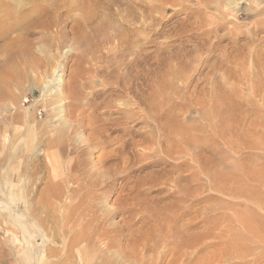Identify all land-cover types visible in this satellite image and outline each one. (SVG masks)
I'll return each instance as SVG.
<instances>
[{
	"label": "rangeland",
	"instance_id": "obj_1",
	"mask_svg": "<svg viewBox=\"0 0 264 264\" xmlns=\"http://www.w3.org/2000/svg\"><path fill=\"white\" fill-rule=\"evenodd\" d=\"M119 1L121 3L118 6H113L111 4H107L108 1L104 0L105 5H111L114 16H105L106 14L104 12L106 11L100 9L98 13H96V20L93 24L95 31L93 30V34L88 33L89 40L87 43H94V34L97 37L99 36L98 39L101 41L105 36L106 26L110 25L113 29L112 25L114 24L115 31H118L115 33L119 35V38H121L122 41H117L116 39L115 41L107 43L104 40L100 43L98 51L94 53V55L107 59L106 51H108V53L119 52L123 49L125 51H122L121 57L123 56L122 54H124L125 58L123 57V59L127 61L130 58V54L128 53L130 50H126L127 47L130 46L132 51L134 49V45L136 46L137 42L142 37L140 36L141 34L138 32V29L140 28L139 24H141L142 21L140 11L144 9L145 21L143 26L145 33L142 34L144 35L142 43L144 45V50L148 53L145 67L150 79L149 87L146 92L147 98L155 102V98H153L154 93L157 94L156 90L161 86V82H153V77L165 80L169 79L172 84L171 88L173 87V91L175 89V93H173V91H167L166 93L168 94L165 95L168 97L167 99L161 96H157L156 98H160L163 102L168 101L170 98V103L172 101H176L178 98V101H176L179 104L177 108L178 111L176 110L178 117L175 119V127L178 131V133L176 131V137L177 139L179 137L177 141L180 143L183 140V144L181 146L185 145L186 147L192 145L193 143L192 146L197 149H191L190 152L201 154L200 156L202 158L204 157V160H207L206 158H208V160L210 159L209 162L208 160L206 162L204 161L205 166L208 163V166L205 167L207 169L203 170L205 174L199 171L200 174L203 173L202 175H199L198 170L192 168V165L188 166L190 165L189 163L193 165H195V163L190 161V157H186L185 155L182 157V160L184 161L181 160V162H183L181 166L182 168L175 172V174H173L174 176L172 175V178H177L175 183H169L163 187L155 186L151 188L152 190H148L149 193L146 192L148 193L147 195H142L147 202L145 206L147 205L150 211L155 210L154 212L158 215V226H161V229L163 230L162 232L166 233L169 231L165 235L168 239V241L166 240V243L171 244L168 248L169 250H167V254H164L165 257L164 255L161 256L154 251L148 250V253L144 254L146 255L144 256L145 259L143 258V262H145L144 264H152V262L153 264H264V0H239L237 2L238 4L232 8V10H227L228 8L226 6L228 0ZM160 1L163 2V4ZM101 6L103 7V5ZM100 18L102 19V23ZM69 26L67 23L63 27L67 30ZM103 26L104 28H101ZM45 36L47 37L48 35L33 31L26 39H24L25 41H28L29 45L36 52L38 46H41V39H44ZM125 42L128 45L125 44ZM110 44L112 45L110 46ZM69 45L70 44H68V47L63 46L62 50H64L62 53L68 52ZM117 45L118 48H116ZM109 47L113 48V50L109 51ZM84 48L85 47L83 46V48H79V51L76 50L77 53L80 54L81 51L83 52ZM80 49L82 50L80 51ZM1 50V53H3V49ZM93 51H95L94 48ZM134 51L136 50L134 49ZM1 53L0 74L3 75L6 72L4 70L7 66H2L5 55L3 57L4 53ZM73 60H69L68 67L70 65L71 66L66 69L64 76L66 78L67 74L71 71L69 69L75 68L72 65L75 64L76 67L77 65L79 66V64L82 67L85 66L84 60L80 63L79 61L75 62V59ZM86 66L89 67V65ZM1 67H4V70L3 68L1 69ZM1 71L4 72L2 73ZM123 71V68H121V71H117V73L120 74ZM170 71L172 72L170 73ZM29 74L30 73L28 72L25 73L24 80H20L25 81V84L24 82L21 83L22 86L19 84L20 86L17 87V89L19 88V91L8 82L10 84L9 85L4 77V81L0 83L1 86L3 84L5 86L7 83L9 87H11L8 88L7 84L6 86L8 89H5L6 86L0 87L2 89L4 88V91L1 90L4 96L8 92L9 95H7L9 97H11L10 95L14 93L15 95L13 94L12 96H16V99L18 98L17 104H12L14 103L12 102L10 105L9 102L11 99L7 96L6 100L3 101L6 97H2L0 100V103H2L0 104V106H2L1 108L5 105V108L2 109V111L4 110L2 114L6 115V117L9 115V118L6 119L11 121L10 124V122L7 121L5 116L3 117L0 112V125L2 126L5 121L8 122H6L8 126L6 124L3 126L4 129L7 130L4 135L5 137L6 135L9 137L11 136L9 132H12V136L17 138L15 145L21 144L24 141L22 139V133H24L23 130H25L24 126H27V124L22 121L23 119L20 117L21 111L24 112L22 116L28 113L26 111H30L29 113H31L32 119L35 118V123L38 121H40L38 123H48L50 118H47L43 105L47 104L46 101L48 99V101L55 100V98L51 96L55 90L52 91L51 89V93H47L49 95L46 94L47 96L44 95V97H42V93L40 94L39 89L37 90L38 85L37 87L33 86L31 78V80H29L30 82L28 81V77L30 76ZM30 77H32V75ZM25 78L28 79L26 80ZM12 88H14V91H10V94L8 90H13ZM45 97L47 98L45 99ZM222 98H224V100ZM11 104L14 107L17 106L16 108L20 112H15L16 109L12 107ZM10 114H14L16 117L19 116L20 118L17 120H21L20 124L23 127L19 124L17 125V120L12 125V118L14 116L12 115V117ZM32 114L34 115V118ZM15 123L16 125H14ZM9 124L12 126L13 130H11V126ZM56 124L57 123L54 125ZM151 127L152 126H150L148 130L151 129ZM140 129H142V125L138 123L136 126L133 127L132 125L131 127L130 133L133 134L135 140L139 139L138 135L140 134ZM119 135L120 133L115 131L110 134L109 139L113 140L119 137ZM176 137H174V139H176ZM6 141H3L1 147H7L8 141ZM110 144L107 151L117 147L120 142H113L111 145ZM90 151L92 154L83 156L82 160L88 159L90 164L94 165L96 164V157H98L103 150L95 148ZM37 157H39V159H37ZM43 157L44 156L41 155L38 150L35 153L32 152V156L29 158H20V160L14 159L9 165L10 167L8 166V172L11 176L13 175V179L16 178V175L19 174V172H21V167L23 170L26 169L25 172L31 173L32 170L30 167L32 164L40 165L38 177L42 175L40 177H43V180L39 183L37 182L36 185V191H40L43 189V186H45L46 180H44V176L47 175L48 172L45 168H43V162H47V160H45L46 158ZM153 158L143 159L140 161H138V158L132 159L135 161L134 163L132 161L129 170L118 174V176H114L113 179L116 181L112 182L111 178L110 180L104 182L107 185L105 188H103L105 184L102 183L101 186L85 189L84 194L92 195L97 198L98 200H95V203H97L99 207L105 209L111 208L113 203L112 201H114L119 195L123 196L126 190L131 187L132 183L135 181H141L152 171L156 172L161 168H165L166 170L169 169V167H166L163 163L154 165L155 163L151 162L154 160ZM215 161L222 162L217 164ZM40 162L42 163V168ZM149 162L151 164H148ZM65 163L67 162L65 161ZM65 163L62 161L58 164L59 169L57 167L55 172L59 174L57 175L58 184L62 182L59 184L60 188L63 184H65L63 181L66 180V184L61 189L65 192V195L68 196L70 193L69 190L75 188V185H72L71 187L68 180H64V178H67V171L64 170L67 165H65ZM213 164L216 166L213 167ZM222 164L223 167L221 166ZM121 170V165H119L118 172ZM193 170L198 173L193 172ZM206 170L208 171L210 177L206 174ZM216 172L221 173V176L218 175L219 173L216 174ZM190 173L193 175V180L198 181V183L195 181L190 183L189 180H184L185 177L190 176ZM213 174H216L217 177L215 176V178ZM219 176L220 178H218ZM62 179L63 181H61ZM18 180L19 179H17V182ZM217 180L220 183H217ZM19 181V184H21L22 180ZM186 186H188L187 189ZM196 187H198V189ZM195 188L197 190H195ZM183 189H186L187 191H183ZM192 190L196 192L194 193ZM104 192L107 194L99 196ZM173 192H182L185 194L182 197V193L181 196L180 193H178V196L176 197V195H172ZM191 192H193V196ZM197 193L200 194L196 196ZM194 194L196 197H194ZM180 199H183L181 202H184V205H182ZM67 201L65 202V199H63V204H66ZM175 204L178 205L175 206ZM117 205L119 204L117 203ZM3 207L4 204L0 205V208ZM181 208V211L184 210L183 212H179ZM23 210L24 207L21 206L17 214L21 215ZM7 211L9 212L8 207ZM173 213L174 215H172ZM126 216L127 214H125V217ZM141 216L142 215L134 217L137 219ZM109 217V225L117 224L116 226H122V215L113 213ZM170 217L171 219H169ZM190 218H192V221ZM188 219L190 220L191 227L187 226L189 224ZM17 220H19V218H17ZM152 221L154 220L150 221V224L152 225L149 224L142 226V229L138 233L137 231H139L142 224L137 223L136 225H133L131 231L132 237L128 235L131 232H128L127 230L125 231V229L122 230V236L118 240L120 242V245L118 246L120 247H113L112 249H109L110 252H115L116 250L121 251L122 248L121 255H123V252L129 253L130 250L134 249L132 246L136 247L130 242L137 243L136 234L138 237L141 235L143 236L144 227L152 231H155V229L157 230V227L153 225L154 222ZM3 229L4 226L2 225V227H0V264H35L33 260L32 263L30 261L29 263H25L24 261L21 262L20 258L22 253H19L20 250L17 248V243L14 242L13 234L10 232H5L4 234ZM165 230L166 232H164ZM180 230L181 232H179ZM154 234H156V238H154L156 240L154 241H160V239L162 240L164 238L160 237L157 233ZM183 234L189 236L185 237ZM106 236L109 237L111 235H106L101 231L98 235H91V238H93L92 240H96L97 237L96 242L93 244L95 247H100V249L98 247L97 248L100 252L102 251V253L105 251V247H103V245L106 241ZM103 237L106 238L103 239ZM180 237H182V241L187 238V240L185 239L183 241L185 243L180 242ZM36 238L34 239L36 240L34 243H37V245L41 244L40 237L38 236ZM50 238L54 240V247L58 248L61 246V243L58 242V240H55L56 238ZM188 238L192 240H190V244H192L191 249H193L189 258L187 257V253L191 250H183ZM177 243H180L181 245H178ZM183 244L185 245L183 246ZM179 246H182L181 251H183V253L178 250ZM127 247L128 249H126ZM131 247L132 249H130ZM109 250L105 251L108 256L111 255ZM179 254L181 255L179 256ZM185 254H187V256H185ZM16 255H18V257ZM174 255H177L178 257ZM58 258L59 256L57 258L50 259V261H54V263H56L58 262ZM156 258H159V260ZM121 261L122 264L123 262L124 264H134L133 262L125 260V258Z\"/></svg>",
	"mask_w": 264,
	"mask_h": 264
},
{
	"label": "bare ground",
	"instance_id": "obj_2",
	"mask_svg": "<svg viewBox=\"0 0 264 264\" xmlns=\"http://www.w3.org/2000/svg\"><path fill=\"white\" fill-rule=\"evenodd\" d=\"M107 1V4L113 6H118L121 3L119 0ZM238 1L239 0H228L227 6L225 5L228 9H226L232 10V8L238 4ZM161 3L163 4V2ZM101 5H103V7ZM104 5V0H0V46L1 49H3L4 54L1 53V49L0 53L3 54V57L5 55L2 66H7V70H4V67H1V69L3 68L6 72L3 75L0 74V83L4 81V77L7 83L9 82L19 91V88L17 89V87L20 85L22 86V82L25 84V81L20 80H24V75L28 72L30 73V76L32 75V77H28L29 79L27 78L28 81L32 79L31 82L33 83V86L37 87L38 85L37 90L39 89L40 94L42 93V97L50 92L51 89L52 91L55 90L51 95L55 100L48 101V99L46 101L47 104L43 105L47 118H50L48 123L45 122L47 120L46 118V120L44 119L45 121L43 120L45 123H38L40 121H36L37 123H35L34 115L32 114L34 118L32 119L31 113H29L30 111H26L28 113L23 116L22 114H24V112L21 111L20 117L23 119L22 121L27 124V126H24L25 130H23L24 133H22V139L24 141L21 144L15 145L17 138L12 136V132H9L11 136L8 137L6 135V139L4 134H6L7 130L4 129L3 126L4 124L8 126L7 121H9V119L7 120L6 118H9V115L6 117V115L2 114V112H4L2 109L5 108V105L3 108L0 106V112L7 120L2 126L0 125V205L4 204V207L0 208V227H2V225L4 226V234L5 232L13 234L14 242L17 243V248L20 250L19 253H22L20 258L21 262L24 261L25 263H29L30 261L32 263L33 260L35 264H122L121 260H124L125 258V260L133 262L134 264H144L145 262H143V260L145 259L144 256H146L144 254L148 253V250L154 251L161 256L165 253L167 254V250H169L168 248L171 244L166 243L168 239L165 235L169 231L166 232L165 230L164 232L166 233L162 232L163 230L161 229V226H158V215L154 212L155 210L150 211L147 205L145 206L147 202L142 195H147L149 193L148 190H152L151 188L155 186L163 187L169 183H175L177 178H172V175L182 168L181 166L183 162H181V160L185 155L186 157H190V161L195 163V165L191 163H189L190 165H187H192V168L198 170V172H203L204 169H207L205 167L208 166V163L205 166V162L208 158H206L207 160H204V157L202 158L200 156L201 154L190 152L191 149H197L192 146L193 143L186 147L185 145L181 146L183 140L180 143L177 141L179 137L178 139L176 137L178 131L175 127V119L178 117L176 112L179 105L176 102L178 101V98L171 103L169 101L170 98L168 101L164 102L160 98H156L157 96L164 97L165 99L168 98L165 96L168 94L166 92L173 91V87L171 88V81L169 79L165 80L153 77V82H161V86L160 88H157V94L154 93L153 98H155V102L147 98L146 92L149 87L150 79L145 67L148 53L144 50V45L142 43L144 40V35L142 34L145 33L143 26L145 21L144 9L140 11L142 21L141 24H139L140 28L138 29V32L142 37L137 42L136 46L134 45L133 47L136 51H134V49L131 51L130 46L127 47L126 50H130V52H128L130 58L127 61L123 59V57L125 58L124 54H122L123 56L121 57L122 51H125L123 49L119 52L108 53V51H106L107 54L106 52L105 54L107 59L94 55V53L98 51L100 43L104 40L107 43L115 41L116 39L117 41L121 40L119 35L115 33L118 31H115L113 24L112 26L114 30L110 25L106 26V33L101 41L98 39L99 36L97 37L94 34V43H87L89 40L88 33L95 31L93 24L96 20V13H98L100 9H103L106 11L104 12L106 14L105 16H114L111 5ZM100 20L102 23L101 18ZM67 23L68 26H70L65 30L63 26ZM101 28H104V26ZM33 31L48 35L47 37L45 36L44 39H41V46H38L36 52L29 45L28 41H25ZM97 32L95 33L98 34ZM68 44H70L68 52L62 53L64 50H62L63 46L68 47ZM125 44L127 43L125 42ZM111 45L112 44H110V46ZM83 46L85 47L84 51L82 52V49H80L81 53H77L76 50L79 51V48H83ZM93 48L95 51H93ZM116 48H118V45ZM112 50L113 48H110L109 51ZM73 59H75V62L79 61V63L84 60L85 66L82 67L79 64V66L77 65L76 67L75 64L72 65L75 68L69 69L71 71L67 74L66 78L64 77L66 69L71 66L68 67L69 60ZM86 65H89V67ZM121 68H123L124 71L120 74L117 73V71H121ZM4 71L1 72L3 73ZM171 72L172 71H170V73ZM9 85L8 88H11ZM3 86L4 84L2 86L0 84V87ZM8 88L7 86L5 87V89ZM14 88H12L13 90L8 91L13 92ZM1 90L4 91V88H0V100L2 97L5 98L7 96L11 99L9 105L12 102H14L12 104H17L18 98L16 99V96H12L14 93L10 95L13 97L11 98L8 96V92L7 95L5 94V91L4 96ZM173 93H175V89ZM7 97L3 99V101L6 100ZM46 98L47 97H45V99ZM222 99L224 100V98ZM16 107H14L16 109L15 112H20ZM12 115L10 114L13 118H10L13 120V125V123L20 117H16L14 114ZM18 121L19 120L16 121L17 125H21V120ZM9 122L11 124V121ZM16 123L14 125H16ZM55 123L57 124L54 125ZM137 123L142 125V129H140V134L138 135L139 139L135 140V137L130 133V130L132 125L134 127ZM150 126L152 127L148 130ZM11 130H13L12 126ZM115 131L120 133L119 137L110 140V134ZM174 137H176V139H174ZM4 138L8 141L6 148H4V146L1 147L3 141H6ZM113 142H120V144H117V147L107 151L109 144H112ZM95 148L103 150L101 151L102 153L96 157V164L91 165L88 159L82 160L83 156L88 154L91 155L92 153L90 150ZM38 150L41 155L46 158L45 160H47V162L43 160V168L48 172H52V174L51 172H47V175H43L46 183L40 191H36L37 182L39 183L43 180V177H40L42 175L38 177L40 165H37L36 163V165L32 164L30 167L32 170L31 173L25 172L26 169L23 170L21 167V172L17 175L15 174L16 178L13 179V175L11 176L8 172V166L12 163V160H20V158L25 157L29 158L32 156V152L35 153ZM134 158H138V161L153 158L154 160L151 162L155 163L154 165L163 163L166 167L168 166L169 169L166 170L165 168H161L156 172L152 171L141 181H135L131 184V187L126 190L123 196L119 195L114 201H112L113 203L109 209L99 207V205L95 203V200H98L97 198L92 195L84 194L85 189L101 186L102 183L111 178L112 182L116 181L113 179L114 176H118V174L129 170L132 161L133 163L135 161L132 160ZM37 159H39V157H37ZM62 161H64V163L65 161L67 162L65 163V165L67 164L66 166L63 165L66 167L64 170L67 171V178H64V180L67 179L68 183L71 184V187L72 185H75V188L69 190L70 193L68 196H66L65 192L61 189L66 184V180H61L65 184L60 188L59 184L62 182L59 180L60 183L58 184L57 175L59 174L55 172L58 164ZM209 161L210 159L208 162ZM219 162L221 163L222 161H215L217 164ZM148 164L151 163L149 162ZM214 164L213 167L216 166H214ZM119 165H121L122 169L120 172H118ZM221 166L223 167V164ZM193 172L197 171L193 170ZM217 173L219 172H216V174ZM202 174L199 172V175ZM206 174L209 175L208 171ZM216 174H213L214 177H217ZM220 174L221 173L218 175ZM220 176L218 178H220ZM17 179L22 180L21 184H19V180L17 182ZM184 180H189L190 183L195 181L193 180V175H191V173L190 176L185 177ZM195 182L198 183V181ZM216 182L220 183L218 180ZM106 186L107 185L105 184L103 188ZM187 187L188 186H186V189ZM196 188L198 189V187ZM196 188L195 190H197ZM185 190L183 189V191ZM182 192H178L180 193V196ZM195 192L196 191H194V193ZM178 193L173 192L172 195H176L177 197ZM191 193L193 196V192ZM105 194L107 193L104 192L99 196H104ZM184 194L185 193H182V197ZM199 194L197 193L196 196ZM196 196L194 194V197ZM62 198L65 199V202L68 200L66 204H63ZM181 200L183 199H180V202ZM117 203L119 205H117ZM183 203L182 205H184ZM177 205L178 204H175V206ZM6 206L9 208V212L7 211ZM21 206L24 207V210L21 215H18L17 213ZM181 210L182 208L179 212L184 211ZM113 213L122 215V226H116L117 224L109 225L108 217ZM125 214H127L126 217ZM139 215L142 216L135 219V217ZM172 215H174V213ZM17 218H19V220H17ZM169 219H171V217ZM191 219L192 218H190V220ZM151 220H154L152 221L154 222L153 225L157 227V230L155 229L156 232L144 227L143 236L141 235L138 237L136 234L137 243L130 242L132 245L136 246H132L134 251L130 250L129 253L123 252V255H121L122 248L121 251L116 250L115 252H110L109 249L120 247L118 246L120 245L118 240L122 236V230L125 229V231L127 230L128 232H131L133 225L141 223L142 225L140 226L139 231H137L138 233L142 229V226L149 225ZM190 220L188 221V227H191ZM100 231L104 232L106 235H111L109 237L106 236L107 238L103 237V239L106 238L105 243L103 242V247H105V251L109 250L111 253V255L109 254L110 256H108L105 251H103L104 253H102V251L100 252V247H95L93 244L96 242L97 237L94 241L92 240L93 238H91V235H98ZM179 232H181V230ZM154 233H157L160 237L164 238L162 240L160 239V241H154L156 240L154 239L156 238V234ZM131 234L132 232L128 235L132 237ZM184 235L185 234H183V236ZM38 236L41 239V244L39 245L34 243V241H36L34 239ZM49 236L56 238L55 240H58V242L61 243V246L58 245V248L54 247V240ZM188 236L185 235V237ZM185 239L187 240V238ZM190 240L191 239L188 238L186 245L183 244V246L185 245L183 250H191L190 252L187 251L188 256L185 254L188 258L190 254H192L191 252H193ZM183 241L181 239L180 242L182 243ZM132 247L130 249H132ZM181 248L182 246H179L178 250L181 251ZM126 249H128V247ZM181 252L183 253V251ZM180 255L181 254H179V256ZM16 256L18 257V255ZM58 256V262L54 263V261H50V259L57 258ZM156 259L159 260V258Z\"/></svg>",
	"mask_w": 264,
	"mask_h": 264
}]
</instances>
